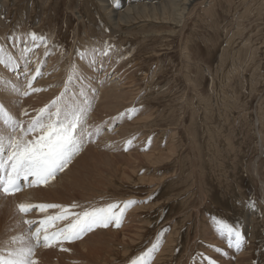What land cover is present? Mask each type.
Segmentation results:
<instances>
[{"label": "rangeland", "instance_id": "374dc122", "mask_svg": "<svg viewBox=\"0 0 264 264\" xmlns=\"http://www.w3.org/2000/svg\"><path fill=\"white\" fill-rule=\"evenodd\" d=\"M176 7L170 0H0V44L13 47L16 36L29 40V34L36 33L44 40L37 39L35 45L47 41L60 59H80L87 49H105L122 59L120 66L129 72L137 92L129 93V100L125 95L123 107L133 98L129 108L137 111L130 119L124 117L118 149L105 151L83 181V186L92 183L101 189L85 190L92 201H79L84 191L79 193L75 176L66 183L76 187H68L74 193L67 186L63 191L65 183L60 187L71 201H32L77 204V212L134 202L121 219L141 223L132 229L133 240L125 247L97 241L88 244L92 250L85 256L77 244L80 239L63 244L69 251L59 245L40 246L44 260L40 253L39 264H68L73 252H80L74 264H132L153 245L157 248L150 254L164 253L160 264H203L206 255L218 259L221 251H237L217 233L213 218L242 232L244 264H264V0H194L182 14L179 7L184 6ZM109 102L103 97L96 105L103 116ZM127 152L146 156H137V167L131 170L124 165ZM6 207L0 209V222L20 221L15 223L17 237L28 236L25 219L43 218L35 210L23 216L16 207L22 220L13 221ZM107 228L97 227L84 236ZM5 231L0 252L6 254L13 236ZM145 260L150 261V255Z\"/></svg>", "mask_w": 264, "mask_h": 264}, {"label": "bare ground", "instance_id": "6f19581e", "mask_svg": "<svg viewBox=\"0 0 264 264\" xmlns=\"http://www.w3.org/2000/svg\"><path fill=\"white\" fill-rule=\"evenodd\" d=\"M170 1L172 3H174L175 6H177V7H179L180 5L184 6L182 8L179 7L180 13L182 14V12L185 9H187L186 6H188L194 0H170ZM167 4H169V2H167ZM115 14H113V15H115ZM175 14H178V13H175ZM18 35H20V34H18ZM25 36H28V35L25 34ZM8 40H10V39L8 38ZM14 41H15L13 43L14 46L12 45L13 47H9V48L7 47V45H9L10 43L6 44V45L0 44V46H3L6 54H11V56L18 63V65H19L18 74L16 71H13L10 68L5 67L4 65L0 64V79H2L3 81L10 82L11 84H15L18 89H26L27 88V79L31 78V75L34 74L36 69L39 67L41 69V74L34 81L33 87L38 88V89H42V91L33 92L30 95L25 97L23 95H16V94H13L11 92L4 91V90L0 89V102H3L5 104V106L9 108L11 113L18 120L26 122L27 120H29L32 116H34L36 114V110H38L39 108L43 107L46 104H49L53 99H55L61 93H64L67 89V92L65 95L66 99H69L75 95L77 98H86L87 101L89 102V104L91 106V110L88 114L87 124H88V130L93 133V137L91 140H89L85 144L82 151L72 160V162L64 170V172H62L60 176H57L55 180L49 182V184L47 186L28 187L25 185L22 187L21 191L15 193L14 195H5L3 193H0V201H3L2 203H4V205H6L7 207L4 205H2V206L4 208L6 207L9 209V210H7V209L6 210H7V213L10 212L8 214V216L10 214H12L11 216H13L14 219L11 216H9V218L11 217L10 220L12 219L13 221L15 219L16 220L17 219L22 220V219H20V218H22V216H19V214L17 213V210H16V206L19 203H24V202L33 203L32 201L34 199L38 200V201H46V202H52L51 200L54 198H56L57 200L59 199L60 201L65 200V198H67V195H65L63 191H66L65 187L67 186V184H66L67 182L72 183L71 181L73 179V176H75V179H76L75 184L79 185L81 187V189H79V193L84 191L83 193H80L81 197H80L79 201L80 200H83V201L86 200L87 201L88 198H90L89 200L92 201L91 196L84 194L85 190H87V193H96L101 189H98L99 187L95 186L92 183H90L86 186H83V181L86 177L91 175L90 169L94 170L96 168L97 159H100V157L103 156V153H105V151L106 152L109 150L116 151L118 149V146H119L118 131L122 127H125V125H126L125 121H124V117H120V113H122L123 110H129L130 109L129 105L132 103L131 100L133 99V98H131L128 105L123 107L125 105V99H126L125 95L128 96L129 93H131V92H133V95L137 94V92H135L136 88L133 85V79L130 77L129 72L126 69H124L122 66H120L121 63L119 61L122 59L117 60V58L115 57L116 55H114V58H115L114 59L113 56L109 55L108 53L105 55L104 51H107L105 49H102L99 52L97 50H95V51L93 50L94 52L97 51V53H94L91 49H87L86 55H85L86 57L83 60L77 59V58L76 59L75 58L74 59H64V58L60 59L61 58L60 56L59 57L53 56V53L55 51L54 52L51 51L50 44H48L47 41H45V42L48 44L49 47H47L46 45L43 44L45 42H41V41L37 44L39 46H34L31 39L25 40V37L23 38V37L16 36ZM5 42H7V41H5ZM25 42H27V48L29 49L28 51L24 50L25 49ZM36 42H37V40H36ZM37 47H38V49H36ZM66 61H67V63H66ZM73 66H75V68L77 69V71L75 73H73ZM110 72H113V73H110ZM70 75L73 76V79L71 81H69ZM76 77H80V78L77 79ZM81 94H83V97H81ZM103 97H105L107 100L110 101L109 102L110 105L108 106L109 111L106 113V116H103V114L100 113L99 109H96L97 103ZM129 98L130 97L128 96V100H129ZM127 101H126V103H127ZM24 110H27L28 116L23 115ZM124 113H126V112H124ZM117 120L120 121V123H118L116 125L111 124L112 122H117ZM138 120H139V118H138ZM255 122L257 123V121H255ZM97 131L99 134H97ZM126 145H128L130 147L129 144H126ZM128 149H131V148H128ZM135 149L137 150V148H135ZM122 151H124V150H122ZM139 153H140V151H139ZM151 153H153V152H151ZM125 154H126V156L124 157L125 158L124 165L129 166L130 167L129 169H131V170L133 169V167L135 168V166H136L134 164V162H135V160H136L135 158L137 156H144V157L146 156V154H142V153L141 154H135V156H133L131 152H127ZM148 154H150V153H148ZM148 159L150 160V157ZM141 175H143V174H141ZM153 177H154V175H153ZM165 177H168V175ZM141 178H142V176H141ZM162 180H163V178H162ZM147 181H149V180H147ZM151 181L153 182V180H151ZM70 183H68V184H70ZM22 184H23V182H22ZM110 184H111V182L109 183V185ZM62 185H65V186H63L64 187L63 191H61V188H60V187H62ZM155 186H158V185H155ZM38 187H41V188H38ZM68 187L69 186H67L68 190H69V188H72L71 190H73V188H76V187H72V186L69 188ZM81 190H83V191H81ZM72 192L74 193V191H72ZM75 193L78 194L77 190ZM41 195H43L45 198L41 197ZM69 195H70V193H69ZM71 197L73 198V196H71ZM67 199L70 200L69 198H67ZM68 200H66L67 203H68ZM72 200H74V199H72ZM117 200H120V199H117ZM57 202L58 201H56V203ZM2 203H0V204H2ZM60 203H64V202L62 201ZM145 203H148V202H145ZM62 205H64V204H62ZM2 208L0 207V209H2ZM53 212H54V210H53ZM133 215H135V214H133ZM8 216H6V217H8ZM3 218H5V217H3ZM9 218L7 221L5 220V223H7L9 221ZM137 218H139V217L137 216ZM29 219L39 221L42 218H40V217L39 218L29 217ZM126 219H127V217H126ZM131 220L127 219V220L122 221L120 224V228H118V229H111L108 227L105 231L97 232V233H102V234H91L92 233L91 232L90 233L91 235L89 234V235L83 236L77 242V244L81 247V250H82L81 252L83 253V255L85 256L87 254V252H90L92 250L91 248H89L90 246H88V244H92V243L97 242V241H99V243H102V244L113 243L114 246H117L118 244L121 245L120 243L124 244L127 241L133 240V237L135 236V234L133 233L132 229L133 228L134 229L139 228V225L141 223L139 222L140 223L139 225L138 224L132 225V223H135V222L131 223ZM132 221H134V220H132ZM10 222L11 221H9V224H3L2 222H0L3 224V225H0V238H2L3 231H5V230H9L11 232V236L17 237L16 233L18 232L19 228H17L15 223H18L20 221L15 222V223L12 222L11 224H10ZM141 222H143V221H141ZM21 224H23V223H21ZM34 226L36 227L37 225H34ZM22 227H24V225ZM35 227L32 230H35ZM16 230H17V232H16ZM22 231H24V230H22ZM7 233H8V231H7ZM19 233L20 232H18V234ZM137 233H139V232H137ZM9 235H6L4 237L7 238V236H9ZM11 236H9V237H11ZM8 239H10V238H8ZM0 241H1V239H0ZM6 241H8V240H6ZM2 243L3 242H1V244ZM4 244L5 243H3L2 245H4ZM125 245L126 244H124L122 246L125 247ZM219 245H220V243L217 246H219ZM56 246L57 245H53L52 247H56ZM2 247L0 250H3ZM158 247H161V246L159 245ZM244 247L246 248V246H243L242 250H240V251L234 250L235 252L233 251L232 253H229V251H228V253L221 251L222 254L219 252L220 254L218 255V259H213L207 255L204 256L203 259L207 260L206 258H211V260H213L215 262V264L217 262L219 264H223L224 261L227 262V264H244L246 259L242 260V257L246 256V253H247V251L244 250L245 249ZM64 248H67V247L64 246ZM38 249L39 248H36V250H35V259H37L38 262H40V260H42L41 259L42 257L44 260V256L41 253V250H39L40 251L39 252ZM67 249H70V248H67ZM49 250H51V249H49ZM43 251H45L44 253L46 255L49 253L45 249H43ZM124 251H126V250H124ZM71 252H72V249H71ZM40 253L42 254L41 258H40ZM66 253H68V252H66ZM69 253L67 254L68 257H70V255L72 254V253L71 254H69ZM75 253L76 252H73V254H72L74 258L78 257L77 255L80 252H78L77 255ZM111 253L113 254V252H110V256H111L110 259L113 258ZM64 254L65 253H63V255ZM74 254L76 256H74ZM93 254H94V252H93ZM106 254H108V253H106ZM157 254H158V252H157ZM157 254H150L151 260L150 261L146 260L147 264H160V261L162 260L164 253H159L158 255ZM190 255H191V253H188V256H190ZM48 256H49V254H48ZM64 257H66V256L64 255ZM46 258H47V256H46ZM74 258L72 260L70 259V261L71 262H73V260L77 261V259H74ZM48 259L49 258H47L46 260H48ZM103 259H101V260H103ZM56 260L58 261V259H56ZM50 261L48 260V264L51 263ZM68 261H69V258H68ZM83 261L81 260V262L83 264H88V261L85 260L84 261L85 263ZM90 261H91V259H90ZM41 262H43V264L45 263V261H41ZM69 262H68V264H69ZM96 262H98V261H96ZM113 263H114V261H113ZM204 263L208 264V260L203 261V264ZM51 264H53V261ZM72 264H74V262ZM96 264H98V263H96ZM99 264H101V263H99ZM193 264H197V261L194 260Z\"/></svg>", "mask_w": 264, "mask_h": 264}, {"label": "snow or ice", "instance_id": "6c2138e0", "mask_svg": "<svg viewBox=\"0 0 264 264\" xmlns=\"http://www.w3.org/2000/svg\"><path fill=\"white\" fill-rule=\"evenodd\" d=\"M29 35L34 46H38L35 45L37 39L44 40L36 33ZM24 50H29L27 42ZM85 55L83 52L80 53V59H85ZM0 64L18 74V63L11 54H6L3 46H0ZM76 71L73 66V73ZM40 74L41 69L38 67L31 78L27 79L26 89H18L15 84L0 79V89L25 97L33 92L42 91L33 87ZM72 79L73 76L70 75L69 81ZM66 92L67 89L49 104L36 110V114L26 122L18 120L9 108L0 102V193L14 195L25 185L47 186L59 173L64 172L85 144L92 139L93 133L88 130L87 124L91 110L89 102L86 98H77L75 95L66 99ZM136 111L135 108L129 109L126 113H121L120 117L127 116L130 119L131 113ZM23 115L28 116L27 110H24ZM128 143L131 144V141ZM131 203L134 202H126L124 208L113 203L106 207L85 209L80 212L73 210L79 207L77 204L65 206L19 203L16 206L19 214L26 216L35 210L42 214L43 218L39 221L27 219L23 221L29 226L28 236L13 237L8 241L6 254L0 252V264H39L35 259V250L40 246L47 248L59 245L62 251H69L63 247L65 242L71 243L81 239L97 227L107 228L110 224L119 227L123 212ZM252 206L254 207V202ZM213 219L216 224L215 230L221 238L227 239L228 246L234 247L237 251L242 250L245 237L239 228L221 218ZM33 225H37L34 231ZM156 248L157 245H153L152 249L133 260L132 264H147L145 257ZM206 259L208 264H215L211 258Z\"/></svg>", "mask_w": 264, "mask_h": 264}]
</instances>
